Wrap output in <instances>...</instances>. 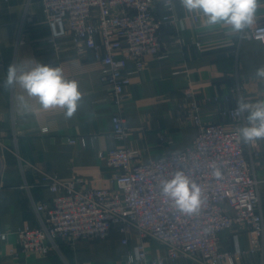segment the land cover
<instances>
[{"label": "crops", "instance_id": "1", "mask_svg": "<svg viewBox=\"0 0 264 264\" xmlns=\"http://www.w3.org/2000/svg\"><path fill=\"white\" fill-rule=\"evenodd\" d=\"M155 9L164 11L161 0ZM175 13L183 23L161 27L163 53L146 55L144 68L130 74L121 108L129 134L118 139L113 123L118 106L100 79L102 63L93 49L79 52L70 38H60L55 47L42 0H0V264H127V255L143 240L136 228L122 231L121 224L106 239H78L73 245L60 239L59 250L44 256L15 253L17 231L40 227L33 200L50 203L55 195L42 184L43 176L81 177L89 187L111 188L117 186V171L101 151L127 146L147 162L184 149L197 135L189 117V89L207 122L228 123L225 110L237 106L240 98L253 104L264 100V80L255 76L264 66L263 42L241 39L226 25L209 27L202 15L195 20L199 13L188 12L181 0H175ZM263 23L261 3L250 28ZM34 59L61 68L66 79L78 83L82 98L71 118L60 108L42 109L19 85L3 87L10 63L29 70ZM128 66L133 70L134 61ZM245 145L250 167L261 180L264 215V140ZM145 247L150 259L166 256L165 245L157 239H146ZM218 250L233 258V263L225 257L219 264H264V249L251 251L245 229L222 231ZM163 264L201 263L184 257Z\"/></svg>", "mask_w": 264, "mask_h": 264}, {"label": "built area", "instance_id": "2", "mask_svg": "<svg viewBox=\"0 0 264 264\" xmlns=\"http://www.w3.org/2000/svg\"><path fill=\"white\" fill-rule=\"evenodd\" d=\"M156 1L42 0L50 42L57 47L60 38H70L77 51L93 49L101 61L100 79L110 88L118 106L113 114L114 136L118 139L129 134L121 108L130 74L144 68L146 55L163 53L166 44L160 30L164 24L183 23V17L175 13V0H161L162 13L156 11ZM200 17L193 15L195 20ZM240 37L264 43V23L246 29ZM129 60L134 61L133 70ZM186 95L189 117L197 126L190 145L147 162L138 150L127 146L101 151L107 164L117 171L116 187H89L81 177L64 179L45 174L42 184L55 195L50 203L33 200L40 227L17 231L15 253L44 256L59 250L60 239L71 245L78 239H106L117 224L122 231L136 228L143 240L135 253L127 255V264H163L184 257L201 264H219L228 257L233 263L229 252L218 250L221 232L228 229H245L251 251H262L261 180L250 167L246 145L239 135L246 115L238 113L235 106L225 110L228 123L207 122L199 113L193 90ZM214 168L220 170V178L213 175ZM177 171H183L202 190L200 209L192 215L176 211L160 194L161 182ZM149 238L165 245V257L150 259L145 247ZM128 241L125 238L123 243Z\"/></svg>", "mask_w": 264, "mask_h": 264}, {"label": "clouds", "instance_id": "3", "mask_svg": "<svg viewBox=\"0 0 264 264\" xmlns=\"http://www.w3.org/2000/svg\"><path fill=\"white\" fill-rule=\"evenodd\" d=\"M261 3L264 0H181V6L188 12L204 16L207 26L226 25L235 33H243L250 28ZM255 76L264 80V66L256 69ZM16 85L28 97L34 98L42 109H63L67 118L76 113L82 98L78 83L66 79L61 68L36 60L35 66L29 70L16 63L8 65L3 87L8 89ZM20 99L23 102L24 97ZM237 112L247 113L246 124L239 129L242 142L251 144L264 140V100L253 104L240 98L237 101ZM213 175L220 178V170L214 168ZM159 187L160 194L172 202L176 211L186 215L199 211L202 190L183 171L175 172L170 179L163 180Z\"/></svg>", "mask_w": 264, "mask_h": 264}]
</instances>
